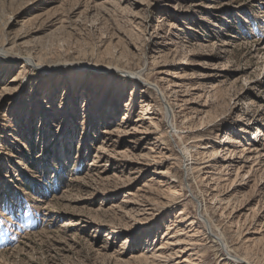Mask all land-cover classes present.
I'll return each instance as SVG.
<instances>
[{
	"label": "rangeland",
	"instance_id": "rangeland-1",
	"mask_svg": "<svg viewBox=\"0 0 264 264\" xmlns=\"http://www.w3.org/2000/svg\"><path fill=\"white\" fill-rule=\"evenodd\" d=\"M2 50L0 264H264V0H0Z\"/></svg>",
	"mask_w": 264,
	"mask_h": 264
},
{
	"label": "bare ground",
	"instance_id": "bare-ground-1",
	"mask_svg": "<svg viewBox=\"0 0 264 264\" xmlns=\"http://www.w3.org/2000/svg\"><path fill=\"white\" fill-rule=\"evenodd\" d=\"M0 55H1V56L4 55V51H3V50L0 52ZM4 56H5V55H4ZM28 61H29V60H28ZM30 62H31V60H30ZM158 89H159V88H158ZM159 92H160V91H159ZM160 94H161V93H160ZM162 98H163V97H162ZM168 114H169V110H168ZM187 152H188V151H187ZM203 219H204V218H203ZM204 220H205V219H204ZM205 222L208 223L207 220H205ZM217 239H218V241L221 243V245L223 246L222 249L225 250V249H226L225 246H224L225 243L223 242L222 238L217 237ZM238 260H239V259H238Z\"/></svg>",
	"mask_w": 264,
	"mask_h": 264
}]
</instances>
